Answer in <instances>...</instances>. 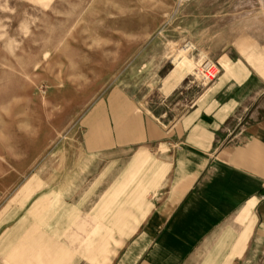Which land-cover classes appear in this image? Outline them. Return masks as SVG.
<instances>
[{
	"label": "crops",
	"instance_id": "obj_1",
	"mask_svg": "<svg viewBox=\"0 0 264 264\" xmlns=\"http://www.w3.org/2000/svg\"><path fill=\"white\" fill-rule=\"evenodd\" d=\"M172 22L82 107L81 138L70 125L44 177L14 189L44 190L36 212L77 213L47 219L21 264H264V0H184ZM179 46L214 82L167 59Z\"/></svg>",
	"mask_w": 264,
	"mask_h": 264
},
{
	"label": "rangeland",
	"instance_id": "obj_2",
	"mask_svg": "<svg viewBox=\"0 0 264 264\" xmlns=\"http://www.w3.org/2000/svg\"><path fill=\"white\" fill-rule=\"evenodd\" d=\"M183 1L0 0V264H21L37 245L27 241L53 230L47 219L77 217L66 209L36 212L44 190L14 189L34 170L44 177L46 153L70 125L68 137L81 138L82 107L109 88L128 60L156 53L143 55L141 46L165 28L173 31ZM187 58L197 78L195 67L207 58H191L188 46L167 51L169 60ZM65 191L62 203L76 205L79 194Z\"/></svg>",
	"mask_w": 264,
	"mask_h": 264
},
{
	"label": "built area",
	"instance_id": "obj_3",
	"mask_svg": "<svg viewBox=\"0 0 264 264\" xmlns=\"http://www.w3.org/2000/svg\"><path fill=\"white\" fill-rule=\"evenodd\" d=\"M195 68L197 78L203 85L211 84L218 75L217 66L208 59L202 60Z\"/></svg>",
	"mask_w": 264,
	"mask_h": 264
}]
</instances>
